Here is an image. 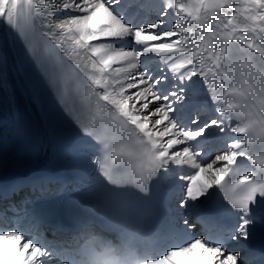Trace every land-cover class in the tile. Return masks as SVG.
Wrapping results in <instances>:
<instances>
[{"label": "snow or ice", "instance_id": "6c2138e0", "mask_svg": "<svg viewBox=\"0 0 264 264\" xmlns=\"http://www.w3.org/2000/svg\"><path fill=\"white\" fill-rule=\"evenodd\" d=\"M143 8L0 0L2 99L14 111L23 86L33 103L49 101L53 135L78 158L74 242L48 240L39 214L21 218L15 184L0 191V264H249V254L264 264V245L253 246L264 228V0ZM27 131L18 118L15 135ZM165 182L178 203L148 228L137 214L154 210ZM192 217L203 235L192 236Z\"/></svg>", "mask_w": 264, "mask_h": 264}, {"label": "bare ground", "instance_id": "6f19581e", "mask_svg": "<svg viewBox=\"0 0 264 264\" xmlns=\"http://www.w3.org/2000/svg\"><path fill=\"white\" fill-rule=\"evenodd\" d=\"M137 3H143V11L149 12L152 10L153 6L157 3V0H136ZM4 33L0 32V39H4ZM12 79L14 82L16 81V72H12ZM3 94L0 93V149L4 148L10 141L20 138L19 136L15 135L14 133V123L19 118L22 119L25 124L27 125V129L32 132V139L34 138V133H36V140L41 142L40 148L36 151L33 156L31 162H36L39 165L42 161L45 163L47 159L54 154L53 150V142L51 141L50 134H53V127L48 126L42 115L41 111L44 109L47 100L42 105H37L33 103L30 99L31 92L30 90L26 89L23 86H18L16 88V95H15V110L13 111L9 104L2 99ZM34 132V133H33ZM60 151L62 149L54 144ZM51 146V150H50ZM20 156L13 157L7 160L2 166H0V175H10V176H17L21 173H24L29 170L16 168L18 161L20 160ZM25 173L21 176L27 175ZM168 184V183H167ZM169 185V184H168ZM170 186V185H169ZM171 194L169 199H171V195L175 199L172 202V208L176 207L178 203V194L180 193L179 187L170 186ZM25 198L24 194L20 195V200ZM187 215V213H185ZM192 221L190 220V223Z\"/></svg>", "mask_w": 264, "mask_h": 264}]
</instances>
